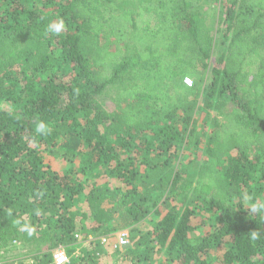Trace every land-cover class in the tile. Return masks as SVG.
<instances>
[{
    "label": "trees",
    "instance_id": "16d2710c",
    "mask_svg": "<svg viewBox=\"0 0 264 264\" xmlns=\"http://www.w3.org/2000/svg\"><path fill=\"white\" fill-rule=\"evenodd\" d=\"M0 101V239L35 247L17 264L58 246L101 264L97 240L71 246L112 227L131 264H264V212L247 209L264 201V0H0ZM200 101L216 112L205 158L180 164ZM54 150L75 167L53 168Z\"/></svg>",
    "mask_w": 264,
    "mask_h": 264
},
{
    "label": "rangeland",
    "instance_id": "374dc122",
    "mask_svg": "<svg viewBox=\"0 0 264 264\" xmlns=\"http://www.w3.org/2000/svg\"><path fill=\"white\" fill-rule=\"evenodd\" d=\"M215 44V45H214ZM213 45L215 46L212 57L209 60L210 66H213L216 64V58L221 53V51L224 50V46L221 44V41L219 37L214 40L213 37ZM114 92L111 91L109 96L113 95ZM199 110H197L196 113V122L195 126L197 130H202V136L201 141L197 146H193L189 141L184 142L182 146L180 147V150L178 151L180 155V164H190V162L193 163V165H196L197 163H200L205 158V152L204 146L205 141L207 138V135L209 133V130L212 126V118L216 114V112L206 110L203 108V104L200 101L199 104ZM0 107L2 108H9L7 103L4 101H0ZM221 118V117H220ZM57 151L54 150L52 154H48L45 156V160L51 164L53 168H56L60 171L62 170H68L69 167H75L74 163L69 162L62 156V152L59 151L56 155ZM82 206H85L83 202L81 203ZM209 214L203 213V215H197L193 217L192 223L195 229L190 233L191 236H200L201 234L206 233L210 230L211 225L209 223ZM150 218L148 217L147 220L141 222L138 224V227L141 230H145L151 222L149 221ZM115 225L114 223H110L109 226L112 227ZM123 229V228H122ZM127 231L128 229L125 228ZM120 229H110L108 233L116 232ZM90 235V234H89ZM83 238V234H81ZM14 238V237H12ZM7 238L6 240L0 239V264H9L14 263L17 264L18 260H22V262H29V256H31L34 253L35 247L34 245L24 241L21 237H18L17 239ZM66 247V246H65ZM71 247L74 249L75 255H85V253L93 250L94 248H97L95 246V242L93 244L91 243H85L83 240H80L78 242H75ZM70 247V248H71ZM131 247V243L129 241V244L125 247H122L120 249L118 248H111L109 246H101L102 248V254L97 258H99L101 264H131L130 261L125 260L122 256L125 250L129 249ZM97 256V254H96ZM150 264H170L166 259L163 257L162 253H158L154 260L150 262Z\"/></svg>",
    "mask_w": 264,
    "mask_h": 264
},
{
    "label": "built area",
    "instance_id": "2783aa9c",
    "mask_svg": "<svg viewBox=\"0 0 264 264\" xmlns=\"http://www.w3.org/2000/svg\"><path fill=\"white\" fill-rule=\"evenodd\" d=\"M183 83L185 86H192V78L185 76L183 78ZM75 237L77 238V241L83 240V242L91 244L97 240L100 246H109L115 249H120L129 244L128 231L126 229H120L116 232L102 234L97 237L89 235L87 238H82L79 233H76ZM68 262L69 256L63 246H58L52 250V264H67Z\"/></svg>",
    "mask_w": 264,
    "mask_h": 264
},
{
    "label": "clouds",
    "instance_id": "9594fccd",
    "mask_svg": "<svg viewBox=\"0 0 264 264\" xmlns=\"http://www.w3.org/2000/svg\"><path fill=\"white\" fill-rule=\"evenodd\" d=\"M63 27H64V24H63L62 20L57 22V23H53V24L49 25L50 31H52L54 33H59ZM35 130L37 133L44 135L47 133L48 127H47L45 122L38 121L36 123V129ZM245 199L248 200L251 198L248 196H245ZM247 209L250 213L260 214V213L264 212V201L253 202L250 205H248ZM17 223H19V221H17ZM24 230L29 232V234H31V228L28 225H24ZM259 235L260 234L254 230L251 232V239L256 240L259 238Z\"/></svg>",
    "mask_w": 264,
    "mask_h": 264
}]
</instances>
